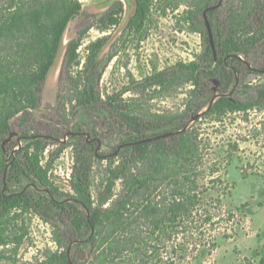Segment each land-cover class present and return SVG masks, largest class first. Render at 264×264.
<instances>
[{"label": "rangeland", "instance_id": "1", "mask_svg": "<svg viewBox=\"0 0 264 264\" xmlns=\"http://www.w3.org/2000/svg\"><path fill=\"white\" fill-rule=\"evenodd\" d=\"M79 1L81 11L68 24L53 66L32 90L34 106L10 119L2 135L0 190L5 196L30 194L33 201L47 194L23 173V164L11 167L22 160V147L40 140L46 146L43 163H49L50 179L62 193L52 199L73 203L67 197L73 195L70 181L78 166L97 205L109 169L137 142L195 128L194 161L170 167L151 190L158 187L156 201L161 202L189 176L200 202L192 216L175 224L159 225V216L130 210L104 227L85 228L78 237L57 208L33 204L9 216L0 234V264L45 261L58 249L55 232L67 242L69 264H262L264 101L219 120L202 115L223 96L253 104L264 88V0H142L150 6L144 23L137 0ZM231 38L243 48L242 65L233 71L237 63L226 59V72L232 70L234 77L223 93L227 81L218 62L222 42ZM19 45L6 39L1 56L16 57ZM69 49L75 50L70 63ZM191 62L199 65L196 73L181 70ZM160 74L162 79L147 81ZM125 88L129 91L110 100ZM30 96L18 94L14 103L28 104ZM198 106L203 108L196 111ZM83 160L89 164L81 165ZM146 169V163H132L128 174ZM129 185V179L116 182L105 207H112Z\"/></svg>", "mask_w": 264, "mask_h": 264}, {"label": "trees", "instance_id": "2", "mask_svg": "<svg viewBox=\"0 0 264 264\" xmlns=\"http://www.w3.org/2000/svg\"><path fill=\"white\" fill-rule=\"evenodd\" d=\"M81 8L79 0H45L35 5L27 0H6L3 4L0 3V49L2 42L6 39L19 40V49H21L13 58L4 59L0 52V142L3 133L8 130L9 120L34 106L36 98L32 95V90L39 86L48 75L68 24L81 11ZM149 9V3L137 0V15L141 23H144ZM262 9L264 10V7ZM221 49H223V56L218 64L223 68L227 81L222 89L225 93L234 77L232 70L226 72V66L237 63L233 71H239L238 66L242 64L238 54L243 51V48L231 38L229 41L222 42ZM74 53L75 50L69 49L68 63L73 61ZM231 57L229 64L226 59ZM180 68L183 71L196 73L199 65L197 62H191ZM163 76L164 74H160L147 81L162 79ZM192 81L198 85V80L194 76ZM128 91L129 88H125L110 100L116 101ZM22 93L31 94L28 104L23 102H19V105L15 104L17 95ZM262 101H264V88L258 91L257 100L253 104L234 101L223 96L216 100L202 117L219 120L227 114L248 111ZM202 108L198 106L196 111ZM197 141L198 132L194 128L156 141L137 142L116 168L109 169L104 189L96 205L86 173L78 166L70 181L73 195L67 197L73 203H56L52 197H60L62 193L50 179L49 163H43L46 146L40 140H31L19 151L22 160H14L11 167L14 169L18 167V164H23L25 166L23 173L31 176L48 195H38L37 198L34 196L36 201H33V195L22 193L5 196L0 190V234L6 229L7 220L12 213L22 208L32 207L33 204L39 208L44 206L57 208L68 218L70 233L77 237L85 228L104 227L109 222L120 220L130 210H141L146 215L159 216L157 222L159 225L166 226L182 221L193 215V210L200 202L199 194L192 189L191 184L195 182L191 177L186 176L184 178L186 184L177 187L169 196H164L161 202L156 201L158 187L151 189L154 182L158 181V177L168 172L170 167L194 161L199 149ZM97 157L99 158L97 154L92 153L93 159ZM0 158H2L0 167L3 170L5 156L1 148ZM85 163L88 162L83 160L81 165ZM132 163H146L147 169L142 174L136 172L128 174V166ZM126 179L130 181L128 189L112 207H105L111 200L116 182ZM55 236L58 249L55 252L49 251L46 260L39 264H69L68 254L64 251L67 242L58 232H55Z\"/></svg>", "mask_w": 264, "mask_h": 264}]
</instances>
